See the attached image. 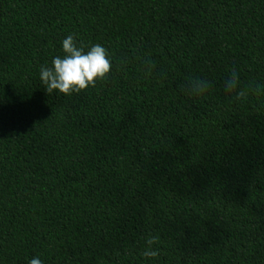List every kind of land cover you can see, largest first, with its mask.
Here are the masks:
<instances>
[{
	"label": "trees",
	"instance_id": "1",
	"mask_svg": "<svg viewBox=\"0 0 264 264\" xmlns=\"http://www.w3.org/2000/svg\"><path fill=\"white\" fill-rule=\"evenodd\" d=\"M69 34L114 70L49 95ZM229 65L264 79V0H0V264H264V108L177 87Z\"/></svg>",
	"mask_w": 264,
	"mask_h": 264
},
{
	"label": "clouds",
	"instance_id": "2",
	"mask_svg": "<svg viewBox=\"0 0 264 264\" xmlns=\"http://www.w3.org/2000/svg\"><path fill=\"white\" fill-rule=\"evenodd\" d=\"M62 55L52 56L50 62L39 66V82L45 93L69 96L95 86L105 80L114 70V60L110 51L100 43L85 44L69 34L60 41ZM142 70L150 74L151 61L140 58ZM179 91L192 100H202L219 88L233 104H244L256 99L264 108V79L244 81L238 67L229 65L219 82L202 74L189 72L177 85ZM144 249L140 256L145 261L155 260L160 255L159 238L148 234L144 238ZM27 264H44L39 256L28 259Z\"/></svg>",
	"mask_w": 264,
	"mask_h": 264
}]
</instances>
